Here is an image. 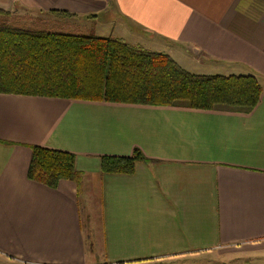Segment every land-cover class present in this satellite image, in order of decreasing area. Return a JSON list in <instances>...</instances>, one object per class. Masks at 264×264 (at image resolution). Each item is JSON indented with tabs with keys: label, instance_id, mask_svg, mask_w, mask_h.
<instances>
[{
	"label": "crops",
	"instance_id": "1",
	"mask_svg": "<svg viewBox=\"0 0 264 264\" xmlns=\"http://www.w3.org/2000/svg\"><path fill=\"white\" fill-rule=\"evenodd\" d=\"M0 9L164 53L195 75L262 85L248 113L0 94V264H264V0H0ZM94 21L110 33L87 32ZM35 146L75 155L80 185L30 180ZM136 150L146 161L132 174L102 172V157ZM83 195L96 204L88 228Z\"/></svg>",
	"mask_w": 264,
	"mask_h": 264
},
{
	"label": "trees",
	"instance_id": "2",
	"mask_svg": "<svg viewBox=\"0 0 264 264\" xmlns=\"http://www.w3.org/2000/svg\"><path fill=\"white\" fill-rule=\"evenodd\" d=\"M39 26L0 9V94L241 113L252 111L262 95L254 76L195 75L164 53L119 38ZM75 161L71 153L35 146L28 178L52 189L63 180L79 186ZM141 161L138 150L130 157L104 156L101 170L132 174Z\"/></svg>",
	"mask_w": 264,
	"mask_h": 264
},
{
	"label": "rangeland",
	"instance_id": "3",
	"mask_svg": "<svg viewBox=\"0 0 264 264\" xmlns=\"http://www.w3.org/2000/svg\"><path fill=\"white\" fill-rule=\"evenodd\" d=\"M29 15H31V13H29L28 16ZM33 15L36 16V17H34L36 19H34L33 20L34 22H32V23L30 21H28L27 22V25H40L39 27L54 26L53 24H51V21H55L54 19H51L50 20L49 18L45 17L44 15H41L40 16L39 13H35ZM26 16H27V14H26ZM39 16H40V18H42V21L45 20L46 22L43 21V23H42L41 19H37ZM19 21L25 24V20H19ZM70 21L71 22H75L76 24H78V28L80 27V22H81L80 20H70ZM96 25H97L96 21L90 22L88 24V28L89 29H88L87 32L93 34V33H98V31H99V33H101L100 35H103V36H105L106 34H109L110 33L109 32L110 31L109 28H106L104 30L102 27H99L100 30L99 29L97 30L96 28H98V26H96ZM94 29H96L95 32H93ZM76 31H79V29H76ZM136 47H139V46H136ZM95 205H96L95 203H92L90 201L87 202L86 195H83L82 196V198H81V212H82L83 221L85 223L87 222L86 223V227L87 228L89 227L91 221L94 220L95 218H97L96 217V214H95L96 213V209H95L96 206ZM93 215L95 217H92ZM88 219H89V221H88ZM207 258H208V256H206L204 258H202V256H201V257H195V258H187V259L178 260V261H166V262H164V264H209L210 260H208ZM217 264H221V263H217Z\"/></svg>",
	"mask_w": 264,
	"mask_h": 264
}]
</instances>
